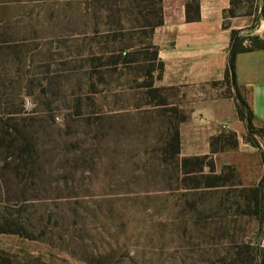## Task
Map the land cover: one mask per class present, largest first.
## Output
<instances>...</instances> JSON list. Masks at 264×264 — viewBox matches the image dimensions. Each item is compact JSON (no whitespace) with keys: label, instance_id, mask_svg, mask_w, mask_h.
I'll return each mask as SVG.
<instances>
[{"label":"rangeland","instance_id":"rangeland-1","mask_svg":"<svg viewBox=\"0 0 264 264\" xmlns=\"http://www.w3.org/2000/svg\"><path fill=\"white\" fill-rule=\"evenodd\" d=\"M159 8L0 0V264H261L264 127L225 78L216 117L189 122L193 92L158 83ZM234 11L256 29L264 0ZM191 125L211 132L193 143Z\"/></svg>","mask_w":264,"mask_h":264},{"label":"crops","instance_id":"crops-1","mask_svg":"<svg viewBox=\"0 0 264 264\" xmlns=\"http://www.w3.org/2000/svg\"><path fill=\"white\" fill-rule=\"evenodd\" d=\"M160 7L162 22L150 34L163 64L158 83L193 92L196 107L189 122L197 126L209 123L216 114L210 115L202 107L209 101L213 84L224 79L232 34L264 38V16L255 29V11L228 14L230 8L234 9L233 0H161ZM235 70L241 93L247 86L251 91L255 123L264 127V48L238 53ZM208 131V126L191 125L188 138L196 141ZM256 173L260 180L261 172Z\"/></svg>","mask_w":264,"mask_h":264},{"label":"trees","instance_id":"trees-1","mask_svg":"<svg viewBox=\"0 0 264 264\" xmlns=\"http://www.w3.org/2000/svg\"><path fill=\"white\" fill-rule=\"evenodd\" d=\"M233 5H234V0H233ZM228 14L230 16H233L235 14L233 7L230 8V10L228 11ZM161 22H162V11H161V7H160L159 8V20L156 24H154L152 26V30H153L154 26L160 24ZM152 45L155 47V53H154L155 59H157L159 61L158 55H157L158 49L154 44H152ZM259 48H264V38H261L259 36H249V35L236 36L235 32L232 34V46L230 49V56H229L227 68L225 70L224 78L231 81V83L234 85V87L237 90L238 100L240 103V106H238V113H239V116L242 120H247V118H249V119L254 118V113H253V109H252L251 91L249 90V87L247 86L245 88L244 94H242L238 88L237 81H236L235 58H236V55L240 52L252 51L255 49H259ZM159 65H160V70H162L163 64L161 61H159ZM160 75H161V72L159 74V77H160ZM243 106L249 108V113H248L249 117H247L246 114L243 112V109H242ZM219 137L221 138L222 136H219ZM217 139L218 138H213L211 141V149H212L211 152L212 153H216V152L220 151L215 147ZM176 142H177V144L175 146V152L179 153L180 147H179V133L178 132L176 134ZM223 148H225V147H223ZM207 159H209V155L196 156L194 158L184 159L183 163H184V165H187L188 162L195 161L196 163H198L200 165V169H202V166H203L202 164H206ZM207 163H208V166L210 168L211 173H215L216 170H215L214 161L207 162ZM209 178H211V177H209ZM212 180L213 181H211L207 184L208 187H213V186L219 185L222 182L223 177H222V175L214 174V176L212 177ZM262 184H263V180L260 181L259 185L261 186ZM257 200H258V198L256 197V201ZM257 203H258V201H257ZM263 210H264V205L261 206V211H263ZM260 259H261V264H264V250L261 251V258Z\"/></svg>","mask_w":264,"mask_h":264}]
</instances>
